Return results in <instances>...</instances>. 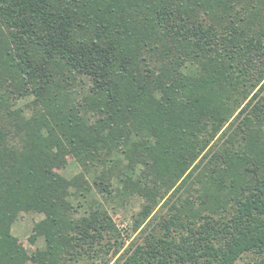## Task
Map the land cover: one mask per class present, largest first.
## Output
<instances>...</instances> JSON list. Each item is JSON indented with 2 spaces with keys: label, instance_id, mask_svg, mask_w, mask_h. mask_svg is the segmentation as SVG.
Masks as SVG:
<instances>
[{
  "label": "trees",
  "instance_id": "1",
  "mask_svg": "<svg viewBox=\"0 0 264 264\" xmlns=\"http://www.w3.org/2000/svg\"><path fill=\"white\" fill-rule=\"evenodd\" d=\"M247 253L264 264V0H0V264Z\"/></svg>",
  "mask_w": 264,
  "mask_h": 264
},
{
  "label": "rangeland",
  "instance_id": "2",
  "mask_svg": "<svg viewBox=\"0 0 264 264\" xmlns=\"http://www.w3.org/2000/svg\"><path fill=\"white\" fill-rule=\"evenodd\" d=\"M29 97L23 98L19 101V104L27 101ZM61 173L66 177H71L78 173L81 169L79 164L74 160L70 159L65 167H62ZM99 198V195H97ZM82 199V197H81ZM84 201L86 198L83 199ZM119 201L111 202L112 207L114 209H110V212L123 234L126 232H131V227L133 224V214H135L140 209L141 201L139 198L130 199L125 204L120 205ZM86 205L81 202L80 210H84ZM43 218V214L33 211L22 212L19 217L12 224V233L16 236L18 241L23 244V246L28 250V252H35L38 249L44 248V238L42 236H35L34 240L31 241V235L35 233L34 224L37 221H40ZM137 232L132 235V237L136 236ZM129 243V240H126V244ZM110 255V254H109ZM108 256V255H107ZM115 258V257H114ZM112 259L111 263L115 260ZM254 254L247 253L244 254L235 264H245L246 262H250L254 259ZM28 264H32L29 262Z\"/></svg>",
  "mask_w": 264,
  "mask_h": 264
}]
</instances>
